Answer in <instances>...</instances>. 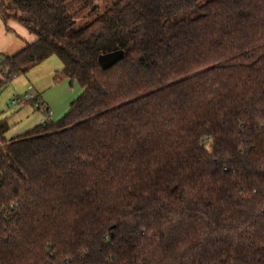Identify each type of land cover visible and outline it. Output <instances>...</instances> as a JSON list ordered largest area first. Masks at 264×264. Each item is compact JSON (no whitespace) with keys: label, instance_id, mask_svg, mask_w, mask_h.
I'll return each instance as SVG.
<instances>
[{"label":"trees","instance_id":"1","mask_svg":"<svg viewBox=\"0 0 264 264\" xmlns=\"http://www.w3.org/2000/svg\"><path fill=\"white\" fill-rule=\"evenodd\" d=\"M69 1L0 0L37 36L0 93L54 55L83 88L57 122L0 118V264H264V0H116L79 27Z\"/></svg>","mask_w":264,"mask_h":264},{"label":"crops","instance_id":"2","mask_svg":"<svg viewBox=\"0 0 264 264\" xmlns=\"http://www.w3.org/2000/svg\"><path fill=\"white\" fill-rule=\"evenodd\" d=\"M36 39L37 36L34 33L30 32L21 23L14 20H10L7 23H4L0 17V59L2 55H12L20 51L27 44L35 42ZM46 61H44L39 65L46 63ZM39 65L33 67L30 71H28V73H26L30 75L29 76L30 80H33L32 83L31 82L28 83L27 89L30 85L33 86V91L41 96L42 103L44 104L45 107L49 109V112H51L52 115L48 117V115L45 114L44 112L40 110H35L34 108H33L34 109L33 112L27 111V114L30 115L31 120H34L36 122L35 125L46 122L48 118L52 121H58L62 119L69 112L71 103L83 91V88L78 84V82L76 81L71 82L67 77H61L62 80L59 83L54 80L49 81L50 76H48V78L46 79L44 77H41L40 76L41 72L38 68ZM60 68L62 70L63 68L62 63ZM1 78H3V72L0 68V79ZM73 85H75L74 90H73ZM61 91H63L66 94L64 103L62 105H60V103L57 102L58 100H60L59 97L61 95ZM7 105H10L12 109H16V107L12 106L10 102L5 103V108H7ZM11 107H9L8 109L10 110ZM30 128L32 127H29L26 130ZM9 132L7 133V137H12L17 134H20L22 131L16 134H10ZM13 132H15V130H13Z\"/></svg>","mask_w":264,"mask_h":264},{"label":"rangeland","instance_id":"3","mask_svg":"<svg viewBox=\"0 0 264 264\" xmlns=\"http://www.w3.org/2000/svg\"><path fill=\"white\" fill-rule=\"evenodd\" d=\"M116 0H108L106 1H100L99 8L94 11L89 10H81L80 9V3L79 2H72V0L69 1V13L75 16L76 19V27L82 26L85 22H88L95 18L97 15L103 13L109 5H111ZM72 2V3H71ZM183 16H194V13L187 12ZM46 63L39 65L40 70V76L44 77L45 79L50 76L49 81H56L61 82L62 78H60V71H61V61L57 56H52L47 59ZM29 74L22 75L19 78H16L13 80V82L2 92L0 93V118H8V122L11 125V132L10 134H16L20 131L24 132L29 127H34L36 122L34 120H31L30 115L27 114V111L33 112V107L26 102H22L16 105V109L9 110L8 108H5V103L10 102L11 100L17 96H24L28 83H32L33 80H30ZM75 89V85H73V90ZM66 97V94L61 91L60 100L57 102L62 105L64 103V99ZM59 121V120H58ZM57 122V121H54ZM21 129V130H20ZM15 130V132H13ZM21 132V133H22Z\"/></svg>","mask_w":264,"mask_h":264},{"label":"water","instance_id":"4","mask_svg":"<svg viewBox=\"0 0 264 264\" xmlns=\"http://www.w3.org/2000/svg\"><path fill=\"white\" fill-rule=\"evenodd\" d=\"M123 56L124 50H116L109 53L101 54L98 58V61L103 69H109Z\"/></svg>","mask_w":264,"mask_h":264},{"label":"built area","instance_id":"5","mask_svg":"<svg viewBox=\"0 0 264 264\" xmlns=\"http://www.w3.org/2000/svg\"><path fill=\"white\" fill-rule=\"evenodd\" d=\"M36 96V93L33 91V86H29L28 89L26 90L24 96H17L15 97L12 102L11 105L15 106L19 103L25 102V101H29V100H34ZM10 105H7V108H9ZM52 115L51 112L48 113V117H50Z\"/></svg>","mask_w":264,"mask_h":264}]
</instances>
